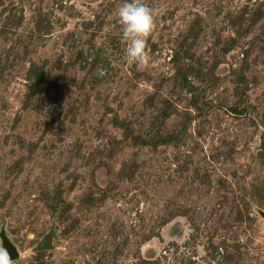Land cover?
<instances>
[{"label": "rangeland", "instance_id": "374dc122", "mask_svg": "<svg viewBox=\"0 0 264 264\" xmlns=\"http://www.w3.org/2000/svg\"><path fill=\"white\" fill-rule=\"evenodd\" d=\"M121 2L0 0V248L264 264V0H143V66Z\"/></svg>", "mask_w": 264, "mask_h": 264}, {"label": "clouds", "instance_id": "9594fccd", "mask_svg": "<svg viewBox=\"0 0 264 264\" xmlns=\"http://www.w3.org/2000/svg\"><path fill=\"white\" fill-rule=\"evenodd\" d=\"M113 16L121 27V39L126 44V61L139 66L146 65L149 61L148 37L156 26V10L143 0H122ZM100 71L103 74V70ZM0 264H10L6 248H0Z\"/></svg>", "mask_w": 264, "mask_h": 264}, {"label": "water", "instance_id": "95a60500", "mask_svg": "<svg viewBox=\"0 0 264 264\" xmlns=\"http://www.w3.org/2000/svg\"><path fill=\"white\" fill-rule=\"evenodd\" d=\"M1 237H2L4 248H6L8 250L10 262L17 260L18 259V253H17L15 247L13 246V244L11 243V241L8 239V237L4 233L2 234ZM51 244H52V236H48L39 244V246L37 247L36 250H38V251L49 250L52 247Z\"/></svg>", "mask_w": 264, "mask_h": 264}]
</instances>
